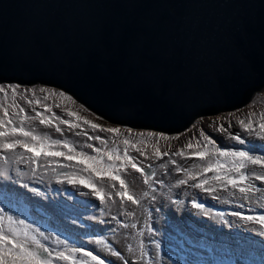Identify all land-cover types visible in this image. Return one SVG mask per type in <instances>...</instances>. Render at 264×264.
<instances>
[{
  "label": "water",
  "instance_id": "obj_1",
  "mask_svg": "<svg viewBox=\"0 0 264 264\" xmlns=\"http://www.w3.org/2000/svg\"><path fill=\"white\" fill-rule=\"evenodd\" d=\"M0 79L180 132L264 87V0H0Z\"/></svg>",
  "mask_w": 264,
  "mask_h": 264
},
{
  "label": "rangeland",
  "instance_id": "obj_2",
  "mask_svg": "<svg viewBox=\"0 0 264 264\" xmlns=\"http://www.w3.org/2000/svg\"><path fill=\"white\" fill-rule=\"evenodd\" d=\"M0 85L5 87L9 85L19 86L16 102L25 107L30 117L35 114L32 111L33 107L39 111L42 110L41 105H47L50 111H47L46 115L54 113L61 119H70L80 123V127L74 128L73 131L82 134L87 128L88 130L85 132L90 138L82 143L74 142L73 136L66 133L65 125L62 123L60 125L63 129L62 136L58 137L51 134V130L39 132V129L37 132L49 133L55 139L68 140L78 151H84L90 155H96L94 148H101L105 152L116 149L122 153L125 147L123 141L129 139L134 145V147L129 146V154L135 157L139 165L144 167L146 171L151 170L149 183L144 182L143 174L133 171L130 166L126 173H122V178H125L126 182L130 184V194L136 195L140 199L139 205L126 200L121 201L120 197L115 195L119 188H113L112 182L107 177H104L98 185L106 193L104 201L90 195L92 189L88 187L69 184L66 190L71 191L73 189V195L90 201L88 205H91L92 208L82 204L86 209L82 212L84 208L79 211L69 201L65 205L67 210V215H65L62 214L61 207L55 211V206L52 208L50 205L52 198L43 194H47L48 190H54L55 194H59L53 181H63L64 177L61 173L69 172L66 166L59 167L52 172V175L47 172V176L52 177L47 188L42 181L41 172L43 170L34 166L35 171L38 172L37 179H34L33 173L34 178H29L26 184L22 183L20 186L17 184L16 175L13 173L15 165L9 166L8 161L0 159V172L8 171V169L11 171L8 172L7 177L0 175V201H3L0 207H4L5 211L16 219H23L26 224L39 227L49 237L47 241H44L47 246L54 250H63L64 246L55 239L59 236L62 240L67 239L70 247H84L86 251L100 255L101 259H105V264H109V261L113 264H125V261L127 264H148L147 256L151 255L154 249V245L150 242L151 237L158 239L161 244L159 264H264V245L261 243L264 242V229H260L255 223L244 222L231 215L235 211H243L246 215H264V210H262L264 209V192L255 193L251 195L250 199H245L238 189H233L230 185L223 187L219 182H213L211 177L214 173L209 172L203 173V176L208 179L209 186L214 187L215 192L206 193L203 189L195 188L194 185L199 183L201 170L206 166L207 159L186 158L191 151L196 150L197 142H200L199 147L203 148L204 135L214 139L216 146L221 148L236 150L251 148L252 144L241 145L230 137L236 132H241L246 139L253 140L254 137L247 136L235 123V120L246 117L251 111L256 113L253 120L259 121V114L264 113V87L239 108L201 115L185 130L167 132L112 122L88 108L69 92L53 85L41 84L40 82L32 84L8 82L0 83ZM40 89H45V91L41 92ZM33 90H35V95H33ZM61 92L65 94L64 97L59 95ZM27 99H32L33 105H29ZM36 99L41 101V105H35ZM0 102H3L11 110L13 102L11 92L9 91L7 99H4L3 93H0ZM66 109L76 112L77 116L70 117ZM85 119L100 124L104 128H117L120 131L119 133H109L100 129H92L90 125L83 123ZM33 122L35 124L31 126ZM25 124L26 127L36 130L39 122L29 120ZM221 125L226 131L219 130ZM93 136H99L105 142L102 144L100 140L92 139ZM190 141L194 145L193 149L184 148ZM88 145L93 147L89 148ZM181 148H184L183 156L158 157L155 155L157 150L161 153H175ZM141 152L144 155H141ZM173 159L177 161L176 164L171 163ZM75 163L74 161L73 164ZM78 168L76 169L78 170ZM252 170L253 166L246 169L249 173ZM255 170L259 171V168L256 167ZM193 176L196 179H193ZM97 179L100 180L99 177ZM182 179L188 180V183L180 184L179 181ZM135 181H138V185ZM118 183L117 181L116 184L118 185ZM254 183L257 186L261 185L260 181H254ZM24 190L27 192H23ZM201 191L206 193L211 200L202 197ZM28 193L33 196L30 197ZM60 199H63V196ZM75 199L72 198L71 200L76 203ZM212 199L217 201L212 202ZM193 200L204 203L207 208L211 209L215 223L212 221V224H203L202 227L194 225L193 215L185 213L187 206ZM34 203H38L45 211L54 210L53 216L44 217L45 215L40 210L33 209ZM178 208H181L180 213L177 212ZM170 209L176 211H168ZM216 213H224V216H217ZM80 216L86 220L80 222ZM186 217L194 222L191 225L197 231L190 230V227L186 225L188 223ZM204 217L210 219L209 216ZM223 220H227L229 223L224 224ZM92 222L96 223L98 227L82 230L85 227H91L90 223ZM124 225H129V227H124ZM131 225L136 227H131ZM227 227L231 229H226ZM69 228H74L76 232L80 233L71 234ZM51 235L54 238H50ZM41 239L43 240V238ZM141 241L144 244L143 250L141 249ZM251 242H255L256 245ZM109 244L112 246L111 250L108 247ZM129 245L131 251L128 250ZM115 251L121 252L120 258L114 255ZM142 251L146 254L144 260L140 259ZM82 255L77 254V258ZM58 264H66V262L59 261Z\"/></svg>",
  "mask_w": 264,
  "mask_h": 264
},
{
  "label": "snow or ice",
  "instance_id": "obj_3",
  "mask_svg": "<svg viewBox=\"0 0 264 264\" xmlns=\"http://www.w3.org/2000/svg\"><path fill=\"white\" fill-rule=\"evenodd\" d=\"M17 85H9L7 87L0 85V93H3L4 99L8 98L9 91L11 92L13 102L11 110L0 102V159L7 161L8 156L4 155V151L16 152L17 149L22 151L17 153V159L40 167V160L43 158L49 163L58 162L59 158H64L67 161H75V164H69L68 167L76 168L78 170L71 172H64L61 175L64 177L62 182L70 185H83L92 189L89 193L98 197L101 201L106 198V193L101 186V180L107 177L112 182V187L119 188L115 193L121 201H129L132 204H140V199L133 194H130V184L122 178V173L128 171V167L133 171H138L143 174L144 182L149 183V173L144 167L139 165L136 158L129 154V146H133L129 139L123 141L125 147L122 153L119 150H112L105 152L101 148H94L96 155H90L84 151H78L77 148L68 140L53 139L49 133H39L35 129L26 127V121H38L39 124L48 127H54L56 132H62L61 123L69 126V130L80 127V123L73 122L70 119H61L54 113L46 115L50 111L47 105H41L39 99L35 100V105H41L42 110H36L33 107L32 111L35 113L31 117L28 115L27 110L22 105L16 102ZM41 92L45 89H40ZM35 95V90H33ZM51 95V93H50ZM64 97L63 92L59 93ZM29 105H33L32 99H27ZM66 111H68L66 109ZM70 117L77 116L74 111H68ZM234 116V114H231ZM256 113L249 112L246 117L237 118V123L247 136H251L264 142V113L259 114V121L253 120ZM79 119V118H78ZM83 123L90 125L92 129H100L109 133H119L117 128H104L102 125L93 123L89 120H83ZM220 131H226L221 125ZM131 132V129H129ZM83 134H87L86 132ZM241 145L252 144L251 148H241L239 150L221 148L216 146V142L211 137L204 135V146L197 147L195 151H191L186 158L196 157L201 160L207 159L206 166L201 170L199 183L194 185L195 188L203 189L206 193H214L215 189L209 186L208 179H205L203 173L212 172L214 175L211 177L213 182H219L223 187L229 185L233 189H238L241 196L245 199H250L251 195L255 193L264 192V143L255 144L253 140L246 139L241 132H236L231 135ZM92 139L100 140L103 144L105 141L99 136H93ZM211 145V147H209ZM92 148V145H88ZM194 145L190 141L184 148L193 149ZM184 148L176 151L175 153L156 151L155 155L158 157L175 155L183 156ZM63 149V150H61ZM137 151H140L137 149ZM141 155H144L141 152ZM172 164H176L175 159L171 160ZM63 166V165H62ZM250 166L253 170L249 173L246 171ZM150 167V166H149ZM258 167L259 171L255 168ZM0 175L7 177L9 175L7 170L0 172ZM100 178L98 180L97 178ZM196 179L195 176L192 177ZM119 182L118 185L116 182ZM254 181H260L261 185L257 186ZM180 184H187L188 180L182 179ZM40 195L39 192H37ZM147 195V193H145ZM3 204V201H0ZM192 206L199 210L203 216L211 217L212 211L207 208L204 203L192 201ZM243 207V205H241ZM264 210V209H262ZM217 216L223 217L224 213H216ZM232 216L237 217L239 220L249 223L257 224L260 229H264V215H246L243 211H235L231 213ZM228 224L227 220L222 221ZM129 227V225H124ZM131 227H136L131 225ZM151 231V230H150ZM143 235V233H141ZM43 238V240L41 239ZM49 239L45 232L41 231L39 227H33L31 224H26L23 219H16L13 215L8 214L4 207H0V264H58L59 261H64L66 264H105V259H101L100 255H94L92 251H86L84 247H70L67 239L61 240L59 236L55 237L56 241L63 245V250H54L46 245L44 241ZM103 243V241H100ZM150 242L154 245L152 254L147 256L148 264H159V250L161 248L160 241L150 237ZM111 250V245H108ZM144 244L141 241V249L143 250ZM131 251V246H128ZM77 254H83L77 258ZM114 255L117 258L121 257V252L115 251ZM142 251L140 256L141 260L145 259ZM109 264L113 262L109 261ZM127 264V261H125Z\"/></svg>",
  "mask_w": 264,
  "mask_h": 264
},
{
  "label": "bare ground",
  "instance_id": "obj_4",
  "mask_svg": "<svg viewBox=\"0 0 264 264\" xmlns=\"http://www.w3.org/2000/svg\"><path fill=\"white\" fill-rule=\"evenodd\" d=\"M35 123L33 122L32 124H31V126H33ZM65 127V131H66V133L69 135V136H73L72 137V140L74 141V142H84V141H86V140H89V138L90 137H88V135H83V133L85 132V131H87L88 129L86 128L84 131H83V133L82 134H80V133H75L73 130L74 129H72V130H69V126H64ZM40 129V130H39ZM37 130H39V132H45V131H48V130H51V134H55L56 136H62L63 135V131L62 132H56L55 131V129H54V127H48V126H45V125H41V124H39L38 125V127H37V129H36V131ZM77 130V129H76ZM71 134V135H70ZM89 136H90V134H89ZM53 139H55V138H53ZM253 140L256 142L255 144H260V143H264V142H262V141H260L259 139H257V138H253ZM20 151H22V150H20V149H17L16 150V152H8V151H5L4 152V155H6V156H8L9 157V159L7 160L8 161V165L9 166H11V165H15V170L13 171V173H14V175H16V182H17V184L18 185H20V186H22V183H24V184H26V182H27V180H29V178H31V179H33L34 177H33V173H34V175H35V180L37 179V176H38V172H36L35 171V168H34V166L35 165H30V164H27V163H24V162H22V161H20V160H18L17 159V153L18 152H20ZM74 163V161H72V162H70V161H67V160H65L64 158H59L58 159V162H52V163H49L48 161H46V160H44L43 158H41V160H40V169L41 170H43L42 172H41V176L43 177V182H44V185L46 186L45 188H47L48 187V184H49V182L51 181V179H52V177L50 176V175H52V172L53 171H55L56 169H58L59 167H61L62 165H64V166H66L67 168H68V171L69 172H71V171H74L76 168H78V165H77V167L76 168H72V167H68L67 165H69V164H73ZM65 167V168H66ZM45 169V170H44ZM77 170V169H76ZM8 172L10 173L11 171H10V169H8ZM47 172H49V174L50 175H48L47 176ZM133 176H135V174H133ZM134 180H137L136 178H133ZM54 183H55V185H56V188L58 189L57 191H58V193L59 194H55L54 193V190H48V193L47 194H43L44 196H46V197H50V198H52V201L50 202V205L52 206V208H54V206H55V211L57 210V208L58 207H61V210H62V214H65V215H67V210H66V208H65V205H66V203H68L69 201L70 202H72V206L74 207V208H76V209H78L79 211H81L82 210V208H84L83 206H82V204H86V206H88V207H91V205H88L89 203H90V201H88L87 199H85V198H79V197H76V195H73V189L71 190V191H67L66 190V188L68 187V185L69 184H67L66 182H62V180H60V181H56V180H54L53 181ZM136 183H137V185H138V181H135ZM1 183V182H0ZM134 183V182H133ZM135 184V183H134ZM136 185V184H135ZM105 187H107V186H105ZM107 188H109V187H107ZM23 192H27V191H23ZM63 192V193H62ZM197 193H199V192H197ZM29 195H30V197H32L33 195L32 194H30V193H28ZM200 194H201V196L202 197H205V198H208V199H210L208 196H207V194L206 193H202V191L200 192ZM63 196V199H60V197H62ZM53 198L55 199L54 201H55V203H54V201H53ZM72 198H76L75 200H76V203H74L71 199ZM211 200V199H210ZM217 200H215V199H212V202H216ZM60 205H62V206H60ZM92 208V207H91ZM33 209L34 210H36V209H38V210H40L45 216L44 217H47V216H53V214H54V210H52V209H50V210H47V211H45L44 209H42L41 207H40V205L38 204V203H34L33 204ZM180 209L181 208H178V213H180ZM64 210H65V212H64ZM172 210H174V209H170V210H168V211H172ZM84 211H86V209L84 208V210L82 211V212H84ZM174 211H176V210H174ZM185 213H188V214H192L193 215V218H194V222L193 221H191V220H189V218H187V220H188V223L186 224L187 226H189L190 227V230H193L194 232L195 231H197V229H194L193 227H192V225L191 224H193L194 223V225H196L197 227H199V226H201L202 227V225L203 224H212V221L215 223V218H214V214L211 216V217H209L210 219H207V217H204L200 212H199V210H197V209H195L193 206H192V203L191 204H189L188 206H187V209L185 210ZM179 218H181V217H179ZM81 220H86V219H83V217L82 216H80V222H81ZM89 221V220H88ZM90 226L91 227H85V228H83L82 230H90L91 228H95V227H98V225L96 224V223H90ZM200 227V228H201ZM77 228V227H76ZM210 228H212V227H210ZM226 229H231L230 227H227ZM69 230V232L71 233V234H75V235H77L78 233H80V232H76L75 230H74V228H69L68 229ZM50 238H54L53 237V235H51L50 236ZM54 240V239H53ZM61 240H62V238H61ZM260 242H261V240H260ZM253 245H256L255 244V242H251ZM263 245H264V242L262 241L261 242ZM262 250V249H261Z\"/></svg>",
  "mask_w": 264,
  "mask_h": 264
},
{
  "label": "trees",
  "instance_id": "obj_5",
  "mask_svg": "<svg viewBox=\"0 0 264 264\" xmlns=\"http://www.w3.org/2000/svg\"><path fill=\"white\" fill-rule=\"evenodd\" d=\"M8 82H10V81L4 80V79H0V83H8ZM17 82H18V83H21V82H19V81H17ZM226 110H230V109H226ZM220 111H225V109H224V110H220ZM220 111H213V112L205 113V114H203V115L215 114V113L220 112ZM136 127H141V128H152V127H148V126H136ZM154 129H155V128H154ZM168 132H169V131H168Z\"/></svg>",
  "mask_w": 264,
  "mask_h": 264
},
{
  "label": "clouds",
  "instance_id": "obj_6",
  "mask_svg": "<svg viewBox=\"0 0 264 264\" xmlns=\"http://www.w3.org/2000/svg\"><path fill=\"white\" fill-rule=\"evenodd\" d=\"M199 117V116H198Z\"/></svg>",
  "mask_w": 264,
  "mask_h": 264
}]
</instances>
